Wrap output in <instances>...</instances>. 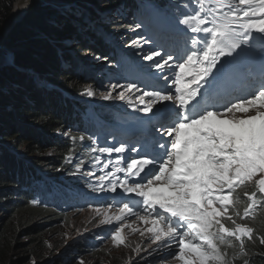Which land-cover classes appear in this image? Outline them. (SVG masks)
I'll list each match as a JSON object with an SVG mask.
<instances>
[{
	"label": "snow or ice",
	"instance_id": "snow-or-ice-1",
	"mask_svg": "<svg viewBox=\"0 0 264 264\" xmlns=\"http://www.w3.org/2000/svg\"><path fill=\"white\" fill-rule=\"evenodd\" d=\"M178 7L185 11L175 24L167 14L141 21L137 29L148 28L149 35L127 45L139 49L161 83L141 87L142 67L133 65V79L110 81L104 89L102 99L125 102L136 114L127 129L133 142L98 147L89 136L95 155L87 166L79 155L64 160L94 178L93 191L105 194L108 207L117 201L115 221L136 218L150 225L146 231L156 251L174 245L177 251L168 258L181 264H230L225 249L233 241L244 249L245 237L251 241L254 233L228 214L232 192L253 182L264 194V83L238 94L251 65L264 75V44L257 50L254 43L257 36L264 40V0H208L206 8L200 0H180ZM181 37L183 50L175 47ZM100 154H107L102 163ZM254 209L251 202L245 216ZM103 215L102 223H110L112 217ZM124 227L112 226L117 246L124 243ZM259 241L264 245V236Z\"/></svg>",
	"mask_w": 264,
	"mask_h": 264
},
{
	"label": "trees",
	"instance_id": "trees-1",
	"mask_svg": "<svg viewBox=\"0 0 264 264\" xmlns=\"http://www.w3.org/2000/svg\"><path fill=\"white\" fill-rule=\"evenodd\" d=\"M114 2L119 8L122 7L117 0ZM71 3L74 5L63 8ZM77 4L82 5L83 0H0V44L4 41L0 48V215L3 213L6 216L0 218V264H5L15 254L21 264L29 263L31 258H28L26 253H29L30 246L26 247L23 253H16L21 242L25 243V240L31 243L32 256L41 257L38 254L46 246L51 233L49 232L48 236L49 230L44 231L46 221L43 226L35 224L49 217L51 210L56 216L64 217L66 214L45 207L44 203H49V193L42 194L40 204H35V200L25 197L35 194L31 190L34 180L22 183L25 170L28 169L34 176L43 172V169L53 178L61 175L55 179L54 184L60 191L66 190L62 182L75 170V161L66 162L64 157L78 155L80 150L75 149L81 142L78 132L69 131L65 134L66 130H71V125L65 120L70 121L74 117L75 101L77 104L79 99L99 101L95 96L81 95L87 84L90 83L96 92L95 95H98L100 89L104 88L102 82H109V77L115 74L112 67H108L101 77H97L93 71L73 74L74 67L68 64L72 62L70 59L74 60V50L68 53L65 45L49 41L53 33H57L59 38L67 32L78 31L76 22L81 17L78 13L73 15L72 19L76 27L66 26L65 23V29H62L65 35L62 34L60 26L55 27L63 18V11L70 10ZM142 4L146 5V1L143 0ZM135 14L123 12L122 18L124 22L133 21ZM82 22L88 26L87 19L83 18ZM103 38L102 44L110 41L106 33ZM42 39L43 45L39 48L38 43ZM123 42L129 44L130 41ZM78 46H81L83 52L93 53L90 58L101 57L102 52L98 44L91 46L84 41ZM124 61L126 59L116 58L112 64H123ZM12 62L11 66H7ZM64 65L71 75L62 80L59 72L61 69L64 71ZM35 72V75L44 76L46 80L38 84L37 76H33ZM55 85L58 86L57 89ZM49 88L56 91L49 93ZM59 93L65 95V98L59 96ZM76 112L82 116L79 111ZM84 120L79 124L82 125ZM69 136L76 139L70 140ZM80 156L84 157L85 152ZM27 160L30 162H26ZM19 177L21 179H18ZM246 193L250 195L249 192ZM71 199V195H66L60 200L70 202ZM112 211V207L106 205L104 208L94 201L91 205L70 213L69 220L71 219L74 226L73 230L77 229V232L84 234L81 244L76 245L92 253L100 244L104 245L110 238V229L115 224L113 220L107 224L102 223L106 219L103 214L107 213L109 216ZM237 212L239 213V207L235 210V213ZM247 225L254 229L253 236L258 240L248 243L249 240L245 239V254L250 262L253 260V264H264V245L259 241V238L264 236V215L262 220L258 218L257 221L254 216L249 217ZM238 250L239 248H236L235 252Z\"/></svg>",
	"mask_w": 264,
	"mask_h": 264
},
{
	"label": "rangeland",
	"instance_id": "rangeland-1",
	"mask_svg": "<svg viewBox=\"0 0 264 264\" xmlns=\"http://www.w3.org/2000/svg\"><path fill=\"white\" fill-rule=\"evenodd\" d=\"M112 2L114 0H96L95 2L83 0L84 8L90 10L92 12V19L89 20L88 26L84 22L81 26L76 27L73 23V15L78 13L81 15V18L86 19L84 15L86 12L80 11L78 9L72 11L70 10H64L63 11V18L60 19L58 24L55 26L58 28L60 26L61 32L63 35L65 33L62 31V29H65V23L66 26L71 25L73 27H76L78 31L76 32H67L65 36H59L57 37V33H53L49 41L52 43L54 42H60L61 45H65V48H68V53L74 50V57L77 58L79 62H81L83 65H85L87 68H92L96 72V74H99L103 76L105 74V70L108 68L101 69L102 65L104 64V61L99 57L90 58L93 53L90 52H83V49L81 46L78 45L81 42L89 41L91 42V46H95V44L98 41V38L103 37V35L107 32L110 33V41H114L120 44H125L126 42H120L119 40H125V36L123 33L119 32V28L121 27L120 21L117 18L116 10L119 6H116L114 3V6H112ZM72 5L64 6L63 8H69ZM123 6V5H122ZM124 10V9H123ZM125 12L126 9H125ZM124 21V19L122 18ZM79 21V20H78ZM62 24V26L60 25ZM70 26V27H71ZM86 26V27H85ZM101 26V27H100ZM104 26V27H103ZM115 27V28H111ZM105 29V30H104ZM119 32V34H117ZM115 34H117L115 36ZM108 35V34H107ZM121 35V37H119ZM43 39L38 43V47H42ZM70 45V47H67ZM3 46V44H0V48ZM72 47V48H71ZM134 50H137L136 47H131ZM89 51V50H88ZM64 54V53H63ZM90 56V57H89ZM72 61V59H70ZM13 64L10 63L7 66H11ZM62 69L59 72L60 78L64 80V78L68 77V75H71L68 70V68L63 66ZM36 74L33 73V76ZM37 76L36 81H38V84H41L46 80V77H41L40 75ZM41 78H39V77ZM88 80V78L86 79ZM85 80V81H86ZM104 80V78H103ZM83 81V82H85ZM79 82V81H78ZM82 82V81H80ZM103 89H100L98 95H95V97L100 101H105L102 99L104 95H106V91L104 90L109 82H102ZM56 86V85H55ZM58 86H56L55 89H57ZM53 88H49V93H52L53 91H56ZM91 90L93 92L94 88L91 86V84H87L86 88L84 90ZM58 91V90H57ZM96 94V92H95ZM115 95V94H113ZM59 96H62L65 98V95H62L59 93ZM56 97V96H55ZM109 102V101H107ZM125 107V106H124ZM115 109H120L119 106H115ZM113 110L111 108L106 107H100L97 109L98 116H101L99 124V129L101 132H107L111 138L115 137V139L119 140L121 137L127 134L126 126L129 123L130 118H135L134 114L132 113L129 116H121L120 110ZM91 119L93 115L89 114ZM87 118V115H86ZM89 120V119H88ZM116 130V131H115ZM120 135H118V133ZM68 134V133H67ZM124 141H127L124 139ZM49 153V152H48ZM50 156V155H49ZM48 156V157H49ZM25 159V158H24ZM26 162H29L26 161ZM22 183H26L25 181ZM44 186H31V190H37L41 193H49L53 199H58V195L53 194L52 192L48 191ZM96 197H99L101 200H105V194H96ZM61 204L60 201H57L55 204L53 203L54 211H58L57 207ZM115 213L111 212L109 214L110 217H112V220L115 217ZM5 216V214L1 213L0 218ZM6 217V216H5ZM51 217V218H49ZM49 217L45 218L43 221L37 222L38 226H43L44 221H46V225L44 227L47 231L48 236L49 232L51 235L47 239L46 246L42 248V252L38 255L41 257H33V251L31 247V243H28L25 240V243L21 242V246L18 247V250L16 248V253H23L26 247H29V253H26L28 258H31L29 263L27 264H80L81 260L84 262V264H181L179 259H172L168 258L169 256L165 255L164 259L162 258V251L158 250L156 251V247L154 244L149 243V237L148 235L143 234H137L136 232L132 233L131 231L134 230L133 228H128L127 230L123 231V238L124 243L123 245L117 246L115 241L112 240V242H105L104 245H99L96 248V251L91 254H87L90 252H86L85 249L78 247L76 244H81L82 239L84 237V234H82L80 231L77 232V229H74V226H72V222L70 218V215L67 214L64 217L55 215V213L50 212ZM53 217V218H52ZM261 217V215H259ZM136 219V218H135ZM27 220V219H26ZM3 223V222H2ZM61 226V227H60ZM76 227V226H75ZM140 229H138L139 231ZM256 237L253 239L252 242H256ZM146 242V243H144ZM149 244V245H148ZM32 256V257H31ZM129 258V259H128ZM227 259L230 261V264H242V260H237L231 255H227ZM5 264H21L20 260L17 259V255H13L12 259L7 261Z\"/></svg>",
	"mask_w": 264,
	"mask_h": 264
},
{
	"label": "bare ground",
	"instance_id": "bare-ground-1",
	"mask_svg": "<svg viewBox=\"0 0 264 264\" xmlns=\"http://www.w3.org/2000/svg\"><path fill=\"white\" fill-rule=\"evenodd\" d=\"M164 1H168V2H171V0H164ZM146 4H147V2H146ZM139 15H142V13L141 12H136V14L134 15V18H136V17H138ZM87 22H88V24H89V20H87ZM120 42H122L123 43V40H119ZM139 49H137L136 51H138ZM135 51V50H134ZM125 62H127V60L126 61H124L123 63H125ZM130 65H131V63L130 64H124V66L122 67L123 69H125V68H129L130 67ZM108 70V69H107ZM157 83H155V84H153V85H159V83H161V82H159L158 83V81H156ZM97 99V98H96ZM98 100V99H97ZM71 101V100H70ZM92 102L93 103H99V102H94V101H92L91 99L90 100H86V101H84L83 99H79L78 100V104L76 103V106L77 107H85V106H88L89 104H92ZM100 105H101V107H103V105L104 104H107V101L105 100V101H100V103H99ZM126 112H128V113H130L131 111L128 109V107L126 108ZM87 118L89 119V120H84L83 121V124H82V132H78V134H79V137L81 136V135H84L85 136V140L84 141H86V140H88L89 139V136H92V133H91V131H94V132H100V129H99V126H97L96 124H93V120L91 119V117H90V115H89V113L87 112ZM116 131V130H115ZM118 133V132H117ZM70 134V133H69ZM118 135H120L119 133H118ZM94 137H96V136H94ZM97 138V137H96ZM122 138V137H121ZM80 140V139H79ZM83 141V142H84ZM81 142V141H80ZM61 175H59L58 177H56V178H54V179H57V178H59ZM35 186H44V185H48L49 184V186H47V187H45L48 191H50V192H52L53 194H56V195H58L59 197H58V199H53V203L55 204L57 201H60L61 202V194H60V192L59 191H57V189H56V185L52 182V181H50L49 180V182L48 181H42V180H38V181H36V180H34V183H33ZM34 193H36L37 192V190H32ZM39 192V191H38ZM41 193V192H40ZM43 194V193H42ZM44 195V194H43ZM46 195V194H45ZM45 197H47V196H45ZM49 200V199H48ZM69 200V199H68ZM67 200V201H68ZM62 201H64V200H62ZM104 205H107V204H104ZM48 208H50L49 207V205H46ZM45 206V207H46ZM51 207H54V205L53 206H51ZM62 207V205L60 204L58 207H57V209L59 210L60 208ZM262 208H264V205L262 206ZM245 239H247V237H245ZM233 244H234V247H231V248H226V251H227V253L229 254V255H231V256H233L235 259H237V260H243V258H245V257H247V254H245V251H246V247H244V250L243 249H241L240 248V246H239V243L237 242V241H233ZM246 245V244H245ZM236 248H239V250H238V252H235V249ZM239 251H241V253H239Z\"/></svg>",
	"mask_w": 264,
	"mask_h": 264
},
{
	"label": "clouds",
	"instance_id": "clouds-1",
	"mask_svg": "<svg viewBox=\"0 0 264 264\" xmlns=\"http://www.w3.org/2000/svg\"><path fill=\"white\" fill-rule=\"evenodd\" d=\"M71 4H73V3H71ZM71 4H67V5H71ZM66 5V6H67ZM65 6V7H66ZM28 161V160H27ZM29 162H30V160H29ZM28 162V163H29ZM27 163V164H28ZM41 174H44V175H48L49 173H47L44 169H43V172H41ZM22 177V176H21ZM21 177H19L18 179H21ZM23 177H24V181L26 182V183H28L29 182V180H30V176H28L27 174H26V171H25V173H24V175H23ZM34 179H35V177H34ZM259 194H260V192L259 191H256L255 192V196H257L258 198H256L254 201L253 200H251L250 199V197L249 196H247L246 194H244L243 196L241 195V196H238V197H234L233 198V204L231 205V206H236V207H239V218H237V215L235 214V210L237 209H232V207L230 206L229 207V212H228V214L229 215H232V218L236 221V223L237 224H244V225H247V220L249 219V217H252V216H254L255 217V220L257 221L258 220V218H260L261 220H262V217H263V215H264V208H262V206L264 205V204H262L261 202H259ZM26 197V196H25ZM251 202H254L255 203V209L254 210H250L249 211V213H248V215L247 216H245V209L246 208H248V206H249V204L251 203ZM64 214H70V213H68V212H64ZM259 215H261V217H259ZM225 223H226V226H229V227H231L232 226V224H231V221H227V220H225ZM137 225H139V223H137ZM247 226H249V225H247ZM250 227V226H249ZM150 236H151V234H149V238H150ZM253 238H255V236H253ZM253 241V240H252ZM252 241H249L248 243H250V242H252ZM238 242V241H237ZM144 243H146V242H144ZM239 243V242H238ZM123 245V244H122ZM149 245V244H148ZM154 246L156 247V245L154 244ZM170 251H176V248H175V246L173 245V246H169V247H167ZM226 250V249H225ZM161 251V250H160ZM90 253H92V252H90ZM165 254L164 253H162V258H163V256H164ZM129 259V258H128ZM245 260H247L248 261V264H253V260L250 262V259L247 257V258H245V259H243L242 260V264H244V261Z\"/></svg>",
	"mask_w": 264,
	"mask_h": 264
},
{
	"label": "water",
	"instance_id": "water-1",
	"mask_svg": "<svg viewBox=\"0 0 264 264\" xmlns=\"http://www.w3.org/2000/svg\"><path fill=\"white\" fill-rule=\"evenodd\" d=\"M3 43H4V41L1 44H3Z\"/></svg>",
	"mask_w": 264,
	"mask_h": 264
}]
</instances>
